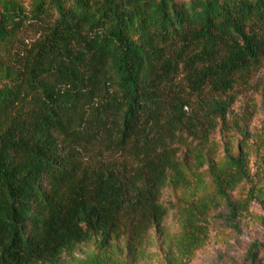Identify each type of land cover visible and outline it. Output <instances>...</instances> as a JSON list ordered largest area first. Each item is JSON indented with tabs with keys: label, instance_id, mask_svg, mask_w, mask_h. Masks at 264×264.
<instances>
[{
	"label": "trees",
	"instance_id": "obj_1",
	"mask_svg": "<svg viewBox=\"0 0 264 264\" xmlns=\"http://www.w3.org/2000/svg\"><path fill=\"white\" fill-rule=\"evenodd\" d=\"M262 70L264 0H0V264H70L92 242L79 264H131L167 188L185 193L184 257L223 205L239 230L264 193L232 199L249 154L226 143L218 161L211 140H246L232 107Z\"/></svg>",
	"mask_w": 264,
	"mask_h": 264
},
{
	"label": "rangeland",
	"instance_id": "obj_2",
	"mask_svg": "<svg viewBox=\"0 0 264 264\" xmlns=\"http://www.w3.org/2000/svg\"><path fill=\"white\" fill-rule=\"evenodd\" d=\"M230 120L241 122L247 131L244 135L233 130L226 137L217 131L212 137V146L216 147V159L219 161L225 156V144H230L232 152H237L240 144L249 154L252 183L241 185L233 194L232 199L248 198L251 189L256 187L264 193V70L245 89H240L232 107ZM204 185L197 192L199 197L211 196L214 186L209 175L203 173ZM188 191L187 194H191ZM184 191L167 188L164 190L161 201L169 209L168 216L161 226L153 229L146 245L138 252L134 262L128 258L127 252L123 260L131 264H241L249 248L255 244L264 245V203L255 201L248 213L243 214L236 221L239 230L226 221L228 209L225 205L215 211L210 220L209 239L206 245L198 250L194 256L184 257L177 245V239L182 231L180 210L183 208ZM123 248L125 242L120 244ZM96 242L84 245L68 258L70 264H79L92 254L98 252Z\"/></svg>",
	"mask_w": 264,
	"mask_h": 264
}]
</instances>
